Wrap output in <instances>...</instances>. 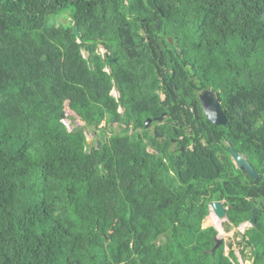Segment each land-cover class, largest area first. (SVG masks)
<instances>
[{
	"label": "trees",
	"instance_id": "obj_1",
	"mask_svg": "<svg viewBox=\"0 0 264 264\" xmlns=\"http://www.w3.org/2000/svg\"><path fill=\"white\" fill-rule=\"evenodd\" d=\"M66 106L100 142L68 128ZM217 200L226 232L258 214L212 253ZM236 252L264 264V0H0V264H240Z\"/></svg>",
	"mask_w": 264,
	"mask_h": 264
},
{
	"label": "water",
	"instance_id": "obj_2",
	"mask_svg": "<svg viewBox=\"0 0 264 264\" xmlns=\"http://www.w3.org/2000/svg\"><path fill=\"white\" fill-rule=\"evenodd\" d=\"M163 23L162 19H159L157 28H159ZM75 30L78 36V42L81 43V34L79 33L78 26L75 25ZM82 44V50L85 51V44ZM106 57L108 59V64L110 65L112 63V59L110 58V54L107 53ZM200 101L202 108L204 110V113L206 114L207 118L210 120L212 124L215 125H220V126H226L228 124V119L227 116L224 112V109L221 105V102L216 95V93L212 90H205L203 91L200 96ZM120 109L123 110V105L120 106ZM166 114H163L162 117H165ZM162 117H159L158 119H162ZM117 119H115V122ZM151 120H147L145 126L147 127L148 124L150 123ZM90 143V142H89ZM99 148L101 147V144L99 143ZM151 145H153L151 143ZM230 155L234 161V164L236 165L237 168H240L245 174L258 179L259 174L257 171L254 169V167L251 165V163L248 162V160L243 157L241 154H239L236 150H234L232 147L228 148ZM229 207H226L224 204V201H212L210 203V215H215L218 220L221 222L227 221L228 220V211ZM257 214H258V209L253 210V215L251 220L248 222L251 226L256 225V220H257ZM223 239L216 238V245L212 249V253H214L222 244H223Z\"/></svg>",
	"mask_w": 264,
	"mask_h": 264
},
{
	"label": "rangeland",
	"instance_id": "obj_3",
	"mask_svg": "<svg viewBox=\"0 0 264 264\" xmlns=\"http://www.w3.org/2000/svg\"><path fill=\"white\" fill-rule=\"evenodd\" d=\"M60 18H62L61 16H60ZM59 18V22L61 21V19ZM159 21V20H158ZM99 52L102 54V55H104V54H106V50L104 49V48H100V50H99ZM82 53H83V55L85 56V57H88V53H87V51H86V48H85V51H83L82 50ZM107 72H109V68H106L105 69ZM112 95L115 97V98H117V99H119V93L117 92V90L116 89H113L112 90ZM66 114H67V116H68V118L65 120V123L67 124V126H68V128L70 129V130H74V129H80V128H84L85 129V133H86V135H87V139L89 140V142L91 143V144H94V143H96L98 140H100L101 139V136L99 135V133H101V131H95L93 128H88L87 126H86V123L85 122H83L79 117H78V115L74 112V111H72L68 106H66ZM123 111L124 110H121V109H119V112L120 113H123ZM119 124L118 123H114L113 124V128H115V129H119ZM133 125L131 124V125H129V124H126V127H132ZM101 128L102 129H100V130H102V131H104V132H106L107 133V135L108 136H111V133H110V131L109 130H107L106 129V122H103V124L101 125ZM150 151H151V149H149ZM152 152V151H151ZM212 217V214L211 215H209L206 219H205V222H204V227L206 228V227H210V226H213V227H215V228H217L218 229V231H219V235H218V238H220V239H223V242H225L226 244L229 242V240L230 239H233L234 238V236H235V234H236V232H238L239 230L240 231H245V229L246 228H249L250 227V224L249 223H246L247 225H241L239 228H237V229H233V230H231L230 232H226L225 230H224V223L226 222V220L225 221H223V222H221V225L220 226H217L218 224H217V222H216V219H213V217ZM228 250H229V247H228V245L226 246V252L228 253ZM237 253V256H238V259H239V261H240V264H252V262H245V261H243L242 260V258L240 257V255H239V253L238 252H236ZM116 264V263H115Z\"/></svg>",
	"mask_w": 264,
	"mask_h": 264
},
{
	"label": "flooded vegetation",
	"instance_id": "obj_4",
	"mask_svg": "<svg viewBox=\"0 0 264 264\" xmlns=\"http://www.w3.org/2000/svg\"><path fill=\"white\" fill-rule=\"evenodd\" d=\"M118 92V91H117ZM119 93V92H118ZM161 94V99H162V101L164 100V98H165V94L164 93H160ZM121 106V105H120ZM123 110H124V108H123ZM165 114V113H164ZM162 117V116H161ZM166 117V116H165ZM117 119V118H116ZM147 120H151L150 121V123L148 124V126L146 127L147 129H154L155 128V125L153 124V119L152 118H147L146 120H145V124H146V122H147ZM162 120V119H161ZM160 119H158V118H156V121H161ZM116 123H118V124H120V122H118V119H117V121L115 122V124ZM134 123H136V121L135 120H132V121H128L127 123H125V124H129V125H133ZM98 142H100V141H98ZM173 143L174 144H176L177 143V140H175V139H173ZM151 144V143H150ZM151 146H153V145H151ZM151 148H153V147H151ZM150 148V149H151ZM151 151H152V149H151Z\"/></svg>",
	"mask_w": 264,
	"mask_h": 264
},
{
	"label": "clouds",
	"instance_id": "obj_5",
	"mask_svg": "<svg viewBox=\"0 0 264 264\" xmlns=\"http://www.w3.org/2000/svg\"><path fill=\"white\" fill-rule=\"evenodd\" d=\"M244 225V224H243ZM245 225H247L246 223H245Z\"/></svg>",
	"mask_w": 264,
	"mask_h": 264
}]
</instances>
